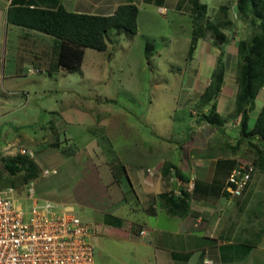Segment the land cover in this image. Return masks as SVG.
I'll list each match as a JSON object with an SVG mask.
<instances>
[{
	"label": "rangeland",
	"instance_id": "rangeland-1",
	"mask_svg": "<svg viewBox=\"0 0 264 264\" xmlns=\"http://www.w3.org/2000/svg\"><path fill=\"white\" fill-rule=\"evenodd\" d=\"M227 1L220 0L224 5L228 4ZM2 2L3 0H0V7L3 5ZM216 2L217 0L210 2L209 13L218 6L215 5ZM234 6L235 9L226 15L219 10L206 18L204 16L203 19L196 20H193L196 15L193 17L169 12L167 16L161 17L155 14V10H150V15L144 11L136 34L120 30L116 38L114 31L110 32L106 51L98 52L85 48L81 64L73 70L59 66L60 42L57 39L16 27L31 31L34 35L20 38L18 33L16 35L18 40L14 45L13 26L11 28L13 30L8 31L7 44L5 42L6 45L0 52V65L2 61L7 64L5 68L7 74L8 66H11L14 58L19 61L18 66L23 75L7 81L4 93L22 88L27 93L29 91V96L24 93L22 95L21 104L24 107L20 108L17 103L12 105L9 102L4 110L0 111V124L4 120L7 122L4 129H0V191L12 188L18 195L23 196L28 188H32L39 202L58 207L72 206L75 214L84 223L101 227V234L93 239L96 264H135L137 261L134 255L137 247L129 241L128 233L110 229L101 217V209L104 210L105 205L109 203L114 206L122 190L125 201L123 209L118 211L116 216L122 218L125 225L133 221L134 212L131 211L135 208V202L125 179L122 177L120 179L122 174L120 164L111 160L115 156L119 159L121 156L123 159L131 158L135 153L131 152L133 148L128 147L136 141L132 135L134 129L136 132L137 128L141 129L142 133L141 131L136 133L139 137L148 134L151 137L150 133L155 130L157 135L165 138L169 136L174 140L179 131L178 127L195 124L201 115H208L210 105L218 96L213 88H210L208 95L204 94L208 89L206 82L212 77L209 63L215 58L213 72L218 69L217 60L222 59L224 63L227 48L234 50L233 63L235 60L237 63L225 70L230 79H233L232 93L226 102H222L223 108L218 110L220 114L217 112L216 114L222 119L225 118V121L228 120L226 124L231 122L235 130L239 129L240 116L237 112L236 96L240 92L239 71L242 68V60L238 54V45L247 43L260 31V21L255 20L251 23L249 19L239 18L236 5ZM227 19L229 24L224 25ZM195 27H200L197 33L201 34L199 40L203 41L202 46L198 44L199 40L195 39L196 34L193 31ZM216 31L226 33L224 42L219 45L215 44ZM147 43L152 45L148 59L145 56ZM31 70L40 72L31 73ZM2 71L3 68L0 67V73ZM194 76L201 80L199 84L206 86L198 99L194 98V93L186 90L188 85L195 86L191 85ZM2 94L0 91L1 98L7 97L13 102L19 99L7 93ZM202 101L208 105L201 107ZM38 107L49 111L44 112L45 115L40 119ZM247 107L248 125L252 129L259 121L264 120V81L254 83L252 97ZM24 108L26 110H23ZM107 109L113 110L111 116L100 112ZM52 110L64 111L65 114L59 116ZM67 110L70 114L66 112ZM75 110H78L79 114L82 113L81 116H77ZM227 113L230 114L229 117L226 116ZM193 118H196L195 121ZM97 119L99 122L93 124ZM85 127L95 133L100 131L107 138L101 141L96 133L98 138L95 137L96 140L89 143L93 134H86L89 137L85 138L80 132ZM66 128L76 135V139L72 138ZM220 140L222 141V138ZM96 142L99 148L95 146ZM143 143L141 142V148H144ZM257 146V142L249 144L245 141L236 151L241 153L244 160L255 162L254 174L257 175L255 179L263 176L261 185L263 193L250 198L252 204L259 202L244 213V217L239 218L244 225H240L238 237L244 236L245 232L248 233L247 228L250 227L252 231L255 229L264 231V164L260 166L255 150ZM84 148L88 149L86 152L88 157L86 156L84 162L80 163L84 159ZM22 149L30 154H21ZM74 154L78 156L73 167H69L68 162L59 160L61 157ZM16 155L23 156L26 162L33 163L32 171L36 174L34 177L26 180L27 172L10 176L4 170L3 163ZM135 155L137 156V152ZM110 162L111 164L113 162L111 174L114 180L107 171V163ZM37 165L47 168L50 173L42 174ZM219 173L218 178H221L225 174V168H221ZM36 176L37 178L33 179ZM242 196L226 198L239 206L244 202ZM237 220L238 218L236 222ZM252 236L258 243L260 242L259 237L253 234ZM246 239L247 237H242L241 241ZM226 240L228 239L221 238L220 243ZM254 251L257 250L253 249L252 252Z\"/></svg>",
	"mask_w": 264,
	"mask_h": 264
},
{
	"label": "crops",
	"instance_id": "crops-1",
	"mask_svg": "<svg viewBox=\"0 0 264 264\" xmlns=\"http://www.w3.org/2000/svg\"><path fill=\"white\" fill-rule=\"evenodd\" d=\"M212 1L214 0H3V5L0 7V52L3 46L7 44L8 31L13 30L11 29L13 26L6 22V12L11 5L30 4L34 7L49 9L62 6L66 11L72 13L111 16L117 7L132 4L139 9L137 17L138 31L140 28L139 20L144 11H147V15H150V10H155V14L161 17L167 16L169 12L178 13L179 15L188 14L193 17L196 15L195 19L198 16V8L201 5L206 6V16L218 12L223 6L227 7L228 14L229 11L235 9L234 5H237V0H228L226 5L217 0L215 5L218 6L213 8L212 13H209L211 11L209 4ZM142 8L143 11H141ZM164 11L165 13H163ZM14 28V38H12L14 45L18 40L16 37L18 33L20 38L34 35L31 31L18 29L16 26ZM224 34L226 35V33ZM55 42L57 43V41ZM198 44L202 46L203 41L199 40ZM225 51L224 65L227 71L229 67L235 66L237 62L235 60L233 63V49L227 48ZM211 61L212 63H209L211 67L210 77L215 67L213 63L215 58ZM18 62L13 58L6 74L5 68L7 64L2 61V65H0L3 68L0 73V91L3 93L2 95L7 93L21 100L18 99L13 102V100H8L7 97H0V111L4 110L9 102L12 105L17 103L20 108L24 107L21 104L23 101L22 95L24 93L29 96V91L27 93L22 88L4 93L7 81L17 79L23 75ZM32 71L34 70L30 72L32 73ZM226 71L220 92L214 101L217 113L218 110L223 108L222 102H226L229 94L232 93L231 80L233 79H230ZM210 79L206 82V86L209 85ZM200 81L197 76H194L191 85L195 86L188 85L186 87L189 93H194V98L196 99L201 96V92L206 88L205 84H199ZM38 108L39 119L45 115L44 112H49L40 107ZM23 110L26 109L24 108ZM52 111L59 116L65 114L64 111ZM112 111L107 109L100 112L106 116H111ZM66 112L70 114L69 110ZM75 113L77 116L82 114H79L78 110H75ZM226 116L229 117L230 114L227 113ZM195 119L193 118V121ZM199 120L200 117L195 124H186L183 127H178L179 131L174 140L169 136L165 138V136L157 135L155 130L150 133L151 137L149 134L145 137L142 135L139 137L136 133H140V128H137V132L136 129L132 130V135L135 137L134 141H136L125 147L133 148L131 152L135 153L132 154L131 158L124 157L123 159L121 156V159H119V157L115 156L111 161L120 164L122 170L120 179L121 177L125 179L127 187L131 191L135 202V208L131 211L134 212L133 221L125 225V221L116 216V213L123 209V202L125 201V195L122 190L118 194L114 206L109 203L105 205L104 210L101 209L102 220L110 229L123 230L128 233L129 241L137 247V255H134V259L137 261H135V264H204V260H209L212 264H264V231L256 229L252 231L251 227L247 228L248 233L245 232L244 236H242L244 238L247 237V239L243 241H241L242 237L237 235V231L241 230L240 225H244L239 218L244 217V213L248 212L259 202L252 204L250 203V198L257 195L260 196V193H263L261 188L263 176L260 175L255 179L257 175L253 174L247 190L240 196L234 197L237 198L243 195L245 203L243 202L237 206L232 200L228 201L226 197L230 196L223 194V188L237 161L240 159L244 160L241 153L236 152L240 147V144L237 146L236 142L239 139H243L242 135L239 129H234V125L231 122L226 124L229 121H225V118L222 119L223 123L220 126L198 123ZM97 121L99 122L98 119L93 121V124ZM6 123L4 120L0 124V129ZM31 123H33V120ZM248 130H250V125H248ZM67 131L69 132L68 129ZM80 132L83 133L85 138L89 137L86 134H93V138L89 143H92L98 137L101 141L107 138L100 131H96L97 137L95 131H89L86 127ZM70 134L73 139H76L75 134ZM219 137L222 138V141ZM141 142H144L142 144L144 148H141ZM95 146L99 148L97 142ZM233 148H235V151ZM84 149V159L82 158L83 160L80 163H83L88 157V153H86L88 149ZM136 152L137 156L135 155ZM77 156L78 154H74L68 157H61L59 160L62 162L66 161L70 164L69 167H73ZM113 162L112 164L111 162L107 163V171L110 172V176L114 180V176L111 174ZM167 167H170L168 171L165 170ZM39 168L42 174L47 170V168L42 166ZM221 168H225V174L218 178ZM255 184L257 187H255ZM175 190L186 192L189 195L187 215H170L167 204L161 198L162 195L174 194ZM221 200H223V203H221ZM249 203L251 204L250 206H248ZM114 219H118L121 223L117 224L114 222L112 224ZM90 226L96 227L99 230V234H101L100 226L96 224ZM142 230H145L147 235L140 236L138 233ZM250 233L259 237L260 242L258 243L256 238ZM221 238L228 240L220 243ZM247 248H253L257 251L253 253V249L248 250Z\"/></svg>",
	"mask_w": 264,
	"mask_h": 264
},
{
	"label": "trees",
	"instance_id": "trees-1",
	"mask_svg": "<svg viewBox=\"0 0 264 264\" xmlns=\"http://www.w3.org/2000/svg\"><path fill=\"white\" fill-rule=\"evenodd\" d=\"M236 8L239 18L249 19L251 23L255 20L260 21V31L255 33L247 43H239L238 45V54L242 60V68L239 71L241 72L239 80L240 92L236 96V107L240 116L239 132L243 139H239L236 145L238 146L245 141L249 144L251 142H257L258 146L255 150L257 158L261 163L260 166H263L264 120L259 121L252 129L248 130L249 109L247 105L249 104L250 97H252L254 83L264 81V0H237ZM198 9V16L194 20L199 18L203 19L207 14L206 6L201 5ZM219 10L222 14H227V7L223 6ZM138 13L139 9L132 4L117 7L111 16L72 13L66 11L62 6L49 9L24 4L11 5L6 12V22L12 26L40 32L57 39L60 42L59 66L66 70H73L77 69L81 64L85 48H90L98 52L106 51L107 38L110 32L114 31L116 38L120 30H124L132 35L136 34ZM225 24H229L228 19L225 20ZM198 30H200V27H195L193 30L196 34V41L201 36V34L197 33ZM215 36H217L215 44L219 45V43L224 42L225 35L223 33L216 31ZM151 49L152 45L147 43L145 47V56L147 59L151 55ZM217 66L219 68L212 73L208 89L204 93L205 95L209 94L210 88H213L217 93L220 92L225 72V65L222 59L217 60ZM206 100L208 103L209 98ZM203 102L200 103L201 107L208 105ZM209 110L210 113L208 115L203 114L198 123H206L214 126L222 125L223 120L216 114V106L214 103L210 105ZM235 148H233L234 151ZM252 163L255 168V162L252 161ZM32 165L33 163L26 162L23 156L16 155L5 161L3 168L10 176L27 172L25 178L28 180L36 175L32 171ZM36 168L38 169V167ZM169 169L170 167L165 168L167 171ZM36 178L37 176L33 179ZM223 194L226 193L224 192ZM161 198L167 204L170 215H187L189 210L188 193L184 192L180 198L175 197L174 194L162 195ZM114 222L117 224L121 223L118 219H114L112 224Z\"/></svg>",
	"mask_w": 264,
	"mask_h": 264
},
{
	"label": "built area",
	"instance_id": "built-area-1",
	"mask_svg": "<svg viewBox=\"0 0 264 264\" xmlns=\"http://www.w3.org/2000/svg\"><path fill=\"white\" fill-rule=\"evenodd\" d=\"M254 172L252 161L238 160L223 192L240 196ZM174 195L182 197L183 192L175 190ZM138 234L147 235L145 230ZM98 235L99 230L84 223L71 206L39 202L32 188L23 196L12 188L0 191V264H96L93 239Z\"/></svg>",
	"mask_w": 264,
	"mask_h": 264
}]
</instances>
